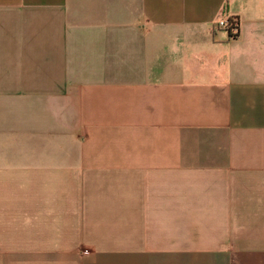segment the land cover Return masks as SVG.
I'll list each match as a JSON object with an SVG mask.
<instances>
[{"label":"crops","instance_id":"obj_1","mask_svg":"<svg viewBox=\"0 0 264 264\" xmlns=\"http://www.w3.org/2000/svg\"><path fill=\"white\" fill-rule=\"evenodd\" d=\"M0 264H264V0H0Z\"/></svg>","mask_w":264,"mask_h":264},{"label":"built area","instance_id":"obj_2","mask_svg":"<svg viewBox=\"0 0 264 264\" xmlns=\"http://www.w3.org/2000/svg\"><path fill=\"white\" fill-rule=\"evenodd\" d=\"M218 26L220 27V28H227L228 27V24L227 23H225V22H221V23H219L218 24ZM230 26V25H229ZM231 28V27H230ZM237 27H235V28H231L232 30H234V29H236Z\"/></svg>","mask_w":264,"mask_h":264},{"label":"trees","instance_id":"obj_3","mask_svg":"<svg viewBox=\"0 0 264 264\" xmlns=\"http://www.w3.org/2000/svg\"><path fill=\"white\" fill-rule=\"evenodd\" d=\"M229 25H230L231 28H235V27H237L238 22L236 23L234 21H230V24Z\"/></svg>","mask_w":264,"mask_h":264}]
</instances>
